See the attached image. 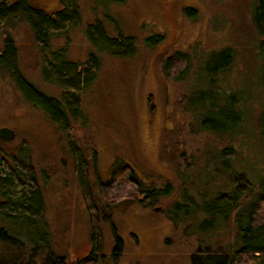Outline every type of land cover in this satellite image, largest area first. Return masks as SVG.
<instances>
[{
  "label": "rangeland",
  "instance_id": "obj_1",
  "mask_svg": "<svg viewBox=\"0 0 264 264\" xmlns=\"http://www.w3.org/2000/svg\"><path fill=\"white\" fill-rule=\"evenodd\" d=\"M62 1L69 9L71 0ZM31 3L47 12L62 6L60 0ZM254 4L255 0H78L81 21L77 26L69 27L66 21L59 29L51 26V32L63 33L51 38L45 54L27 21L15 30L12 24L3 27L2 38L6 31L15 36L19 71L43 92L67 102L71 113L53 124L41 108L24 102L11 82L0 80V128L16 133L14 141L0 138V183L5 190L0 201L6 200L1 212L26 213L21 200L40 188L46 209L36 234L49 238L51 250L63 256L65 264H82L93 249L96 216L78 179L80 154L87 161L100 212L107 210L105 202L111 200L112 206L110 217L100 215L102 242L96 264H191L199 238L189 231L197 224L175 223L167 214L182 201L184 183L205 185L220 150L230 146L227 155L234 154L235 170L258 189L264 187L263 58L253 24ZM187 8L196 10L193 17ZM119 34L134 41L117 54L107 37ZM222 50L229 51L234 62L216 78L215 88L229 101L225 114L241 125L237 134L224 138L199 129L186 106L192 95L209 88L200 77L201 61ZM53 51H63L59 62L77 61L76 70L57 73L49 63ZM176 54L187 56L190 64L175 78L166 74L164 61ZM97 61L99 69L90 64ZM77 105L80 112L75 113ZM26 145L29 156L18 149ZM116 161L130 164L148 188L172 184V193L148 205L138 201L144 196L135 186L120 184L105 196L99 182H108ZM200 220L207 229V223L201 224L205 216ZM117 247L118 258L113 255Z\"/></svg>",
  "mask_w": 264,
  "mask_h": 264
},
{
  "label": "trees",
  "instance_id": "obj_2",
  "mask_svg": "<svg viewBox=\"0 0 264 264\" xmlns=\"http://www.w3.org/2000/svg\"><path fill=\"white\" fill-rule=\"evenodd\" d=\"M60 3L62 6L59 10L47 12L41 7L34 6L31 0H15L14 2L0 0V20L3 21V24L0 25V31L3 27L11 24L14 25L15 30L17 26L27 21L35 35L36 42L40 46V51L45 54V49L51 45V38L63 33L62 31L51 32V26L59 29L63 21L68 22L69 27L77 26L81 21L78 0H71L69 9L63 5L62 0ZM187 11L189 17H193L196 13V10L191 8H187ZM253 24L260 36L259 49L263 58L262 84L264 87V0H255ZM87 29L88 33L90 30ZM6 33L3 38L0 35L2 38V41L0 38V80L11 82L23 97L24 102L35 109L41 108L53 124L68 118L71 111L67 102L43 92L19 71L17 65L19 48L16 45L15 36L8 31ZM93 36L92 32L90 39ZM161 38L162 36H159L158 40L161 41ZM107 41L116 48L115 53L119 54L126 52L125 48L132 46L134 40L132 37H124L119 34L117 37H107ZM62 52L53 51L49 63L60 74L68 69L75 71L78 65L77 61L59 62L61 57L59 58L58 55ZM233 62L234 58L232 59L231 53L226 50L209 54L203 59L200 77L205 78L204 82L209 85V88L196 92L191 96L189 103L187 100L186 105L193 112L199 129L214 133L222 138L226 135L237 134L241 126L237 124L235 116L232 119L225 114L228 112L225 109L229 101L227 96L216 90L214 84L216 78L229 70ZM90 64L99 69L98 61L96 63L90 62ZM189 64L187 56L176 54L164 61V70L167 75H173L176 78L177 74H182L188 70ZM42 70L47 74L45 67L42 66ZM199 93L201 96L198 95ZM78 97V94H74V99L79 101ZM200 98H205L206 102H200ZM79 105L74 107L75 113L76 111L80 112ZM237 125L238 130L236 131ZM260 128L264 141V113ZM14 140L15 138L11 141ZM18 149H23L27 156L31 155L29 145L21 146ZM231 149L232 147L227 146L220 150L218 163L214 164L212 170L206 173L210 179L205 185L187 186V182L184 183L182 201L175 202L167 212L168 218L175 223L191 220L197 224L189 231V234L199 238L198 248L191 256V264H264V187L258 189L244 174H239L235 170L231 161L234 154L230 157L227 155V150L231 151ZM182 155L185 156L184 153ZM77 160L81 190H83L84 195L91 197V205L94 207L93 214L96 216L95 221L92 220L93 249L81 263L96 264L102 242L100 221L103 215L110 217L111 200L108 205L105 202L103 208L107 210L104 213L100 212V205L97 203L95 195L92 194L85 169L84 164L87 161L80 154L77 156ZM4 180L6 179L3 178L2 181ZM99 184L102 186L103 193H106L105 196H110L111 191L120 184L124 187L133 185L144 196L138 201L147 202L148 205L168 197L173 190L170 183L162 187H146L144 182L138 179L134 168L121 161H116L108 182L100 181ZM0 193L4 199L5 190H3L1 183ZM135 198L134 195L130 199ZM5 203L6 200H1L0 206H4ZM45 203L43 191L36 188L31 190L28 196L24 195V199L21 200L20 205L26 213L20 216H12L6 211L1 212L0 209V264H65L63 256L55 254L51 250L49 238L46 235L36 234L37 231H40L36 224L44 217ZM175 210L177 213L179 212L178 216L173 215ZM202 215L205 216V220L201 224L207 223V229L199 224ZM108 221L110 222V218ZM214 242L217 243L215 246ZM120 249L116 248L114 257L118 258Z\"/></svg>",
  "mask_w": 264,
  "mask_h": 264
},
{
  "label": "water",
  "instance_id": "obj_3",
  "mask_svg": "<svg viewBox=\"0 0 264 264\" xmlns=\"http://www.w3.org/2000/svg\"><path fill=\"white\" fill-rule=\"evenodd\" d=\"M15 131L11 128L8 127H2L0 128V138L6 140V141H11L15 138Z\"/></svg>",
  "mask_w": 264,
  "mask_h": 264
}]
</instances>
